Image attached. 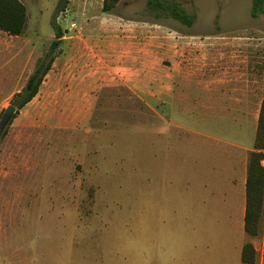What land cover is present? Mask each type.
I'll use <instances>...</instances> for the list:
<instances>
[{"label": "rangeland", "instance_id": "obj_1", "mask_svg": "<svg viewBox=\"0 0 264 264\" xmlns=\"http://www.w3.org/2000/svg\"><path fill=\"white\" fill-rule=\"evenodd\" d=\"M22 1L26 35L0 31V120L55 38L59 0ZM147 1L122 0L113 13L164 24L203 49L229 43L225 61L263 96L264 14L252 18L253 0H167L194 18L191 27L156 20ZM78 4L60 15L65 38L53 67L0 149V264H242L239 217L219 215L229 186L220 149L253 148L256 107L249 117L206 110L205 84L195 80L187 110L169 117L182 129L162 135L160 116L126 88L85 92L92 67L78 61ZM208 55L198 52L196 69L223 73L221 57Z\"/></svg>", "mask_w": 264, "mask_h": 264}, {"label": "crops", "instance_id": "obj_2", "mask_svg": "<svg viewBox=\"0 0 264 264\" xmlns=\"http://www.w3.org/2000/svg\"><path fill=\"white\" fill-rule=\"evenodd\" d=\"M93 1L95 0H79L81 4H78L80 6L77 13L80 15L81 27L75 24L77 32L82 34V38L78 37V61L83 68L92 67V72L84 73L82 78L85 92H98L119 86L126 88L146 108L156 111L164 125L158 132L166 135L170 129H182L169 117L172 116V111L187 110L184 104L189 99V87L195 80L198 85L203 81L205 92L209 95L208 100L203 102L204 109L219 108L227 116L238 110L249 117L244 111L255 106L254 123L257 133L264 100V70L263 96L259 98L258 93L255 95V91L245 85V74L237 71L239 67L235 69L229 65V61H225L229 48L234 47L229 43L223 45L216 41L214 45L210 44L209 48L203 49L205 42H197L164 24L142 18H127L113 12L104 13V0L97 4ZM69 5H73V0H69ZM198 52H206L208 56L215 53L219 55L221 65H226L224 72L202 76V71L195 67ZM254 145L253 148H243L232 142L224 143L228 148H240L243 152L240 156L234 155L226 147L220 149L229 186L222 189L223 200L218 214L220 217H239L238 223L242 225L247 237L238 249L242 264H245L242 261V251L247 243L254 245L258 257L260 250L264 248V227L261 236L255 239L250 238L245 231L248 160L250 153L254 151Z\"/></svg>", "mask_w": 264, "mask_h": 264}, {"label": "trees", "instance_id": "obj_3", "mask_svg": "<svg viewBox=\"0 0 264 264\" xmlns=\"http://www.w3.org/2000/svg\"><path fill=\"white\" fill-rule=\"evenodd\" d=\"M122 0H104L102 11L113 12ZM149 14L156 20L161 18L173 19L183 25L191 27L194 18L177 3L167 0H148ZM69 0H59L53 19L51 21L55 38L49 51L38 60L33 73L30 75L25 87L16 93L12 99V106L16 108V116L26 108L39 94L46 76L55 62V54L59 50L65 31L58 23L61 14L68 10ZM264 14V0H253L251 16L256 19ZM28 9L22 0H0V31L13 36L26 35L28 29ZM264 70V68H263ZM264 86V83H263ZM15 116V118H16ZM8 131L0 133V149ZM264 100L262 101L258 121L254 151L249 155L247 175V207L245 217L246 234L252 238L261 236L264 227ZM242 261L245 264H256L258 254L252 243H247L242 251Z\"/></svg>", "mask_w": 264, "mask_h": 264}, {"label": "water", "instance_id": "obj_4", "mask_svg": "<svg viewBox=\"0 0 264 264\" xmlns=\"http://www.w3.org/2000/svg\"><path fill=\"white\" fill-rule=\"evenodd\" d=\"M16 114V108L14 106L8 107V109L4 112L0 120V133H3L7 127L10 125Z\"/></svg>", "mask_w": 264, "mask_h": 264}, {"label": "built area", "instance_id": "obj_5", "mask_svg": "<svg viewBox=\"0 0 264 264\" xmlns=\"http://www.w3.org/2000/svg\"><path fill=\"white\" fill-rule=\"evenodd\" d=\"M72 28H75V24L72 25ZM262 165L264 166V160L262 161Z\"/></svg>", "mask_w": 264, "mask_h": 264}]
</instances>
